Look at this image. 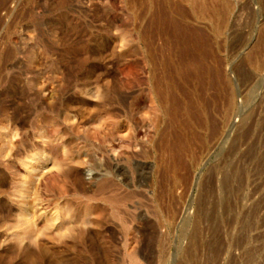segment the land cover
Returning <instances> with one entry per match:
<instances>
[{"label": "rangeland", "instance_id": "rangeland-1", "mask_svg": "<svg viewBox=\"0 0 264 264\" xmlns=\"http://www.w3.org/2000/svg\"><path fill=\"white\" fill-rule=\"evenodd\" d=\"M172 1L160 102L145 0H0V264H264V0Z\"/></svg>", "mask_w": 264, "mask_h": 264}, {"label": "bare ground", "instance_id": "bare-ground-1", "mask_svg": "<svg viewBox=\"0 0 264 264\" xmlns=\"http://www.w3.org/2000/svg\"><path fill=\"white\" fill-rule=\"evenodd\" d=\"M146 1V7L148 8L149 10V17H148V29L146 31V61L147 63L149 64L150 68L153 69V70H158V71H154L155 75H153L154 77H152L154 79L153 82V87L152 89L155 90L156 94H157V98H159L160 102H165V99L167 98V95L169 93V89H167L168 87V84L170 86H172L171 89L175 88V86L178 88H181L184 89V82H185V79H188V76H189V73L185 72L184 71V66L187 64V62L191 59H193L196 55H200L202 57H205L207 54L206 52L207 51H204L203 48L200 46H197V44L194 43L191 35L187 34L186 36H182V34H178L180 32H177L175 29L176 27L179 26V20L178 19H175L172 17L171 15V11L169 10V6L171 4H173L175 6V2L172 1V0H145ZM193 0H190V2H192ZM221 1V0H220ZM226 1V0H225ZM189 2V3H190ZM199 2V1H198ZM223 2V1H222ZM179 3V2H178ZM224 3V2H223ZM181 4V3H180ZM193 4V2H192ZM145 5V4H144ZM143 5V6H144ZM199 5V4H198ZM204 5V4H203ZM214 5V4H213ZM221 5V4H220ZM223 5V4H222ZM200 6V5H199ZM176 7V6H175ZM205 8V6H203ZM202 7V10H204ZM217 7V6H216ZM215 7V8H216ZM221 7V6H220ZM177 8L179 9V12L180 10L181 11H184L182 7V5L180 6L179 4H177ZM201 8V7H200ZM215 8H213L212 10L215 12ZM218 10H219V7H217ZM194 9V8H193ZM197 9V8H196ZM206 9V8H205ZM211 9V8H210ZM174 10V9H173ZM210 10V11H212ZM176 11V10H175ZM193 11V10H192ZM196 12V11H195ZM217 12H220L221 11H217ZM177 13V11H176ZM183 13V12H182ZM186 13V12H185ZM206 13V12H205ZM218 13V14H220ZM224 13V11H223ZM178 14V13H177ZM214 14V13H213ZM175 17V16H174ZM184 22V21H183ZM185 24V23H184ZM181 25V24H180ZM188 26V25H187ZM189 27V26H188ZM190 28V27H189ZM218 29V28H217ZM180 30V28H179ZM182 30V29H181ZM219 30V29H218ZM168 32V34H170V36L167 34V36L170 37V40H165V41H162L163 40V35H165L166 33ZM170 32V33H169ZM183 33V32H182ZM194 36V35H193ZM162 39L160 41H162L161 43L159 42L158 44L155 43V40L161 38ZM206 40V39H205ZM159 41V40H158ZM167 41L168 43L170 42V46H171V53L168 54V55H165V53L167 52ZM198 41V40H197ZM201 45V44H200ZM166 48V49H165ZM202 48V49H201ZM165 50V51H164ZM206 50V49H205ZM165 52V53H164ZM209 52V51H208ZM167 54V53H166ZM209 56V55H208ZM176 57V58H175ZM207 58V56H206ZM205 58V59H206ZM207 60V59H206ZM203 64V61H201ZM205 62H208V61H205ZM203 67V68H202ZM210 67V65H209ZM208 67V68H209ZM201 68L203 69L202 72L199 71V73H203V75L201 74H198L197 76V79H199V84L197 85V89L199 90L198 93H202V91L204 90V84H205V74L207 73V66L204 64L201 66ZM219 69V68H217ZM213 70L211 69L210 71L208 72H212ZM214 73V72H213ZM156 74H158V76H156ZM217 74V73H216ZM192 75V76H191ZM202 76L203 78H201L200 76ZM209 75V74H208ZM194 75L193 74H190V77H193ZM210 76V75H209ZM201 79H200V78ZM221 77V76H220ZM181 78L183 79L181 81ZM209 78H212V81H213V77H209ZM216 78V77H215ZM192 79V78H191ZM219 79V78H218ZM211 80V79H210ZM222 80V78H221ZM188 81V80H187ZM186 81V82H187ZM211 82V81H210ZM208 81V84L210 83ZM178 83V84H177ZM190 83V81H189ZM213 83V82H211ZM172 84V85H171ZM188 84V83H187ZM207 84V85H208ZM195 85V83H194ZM214 85V84H213ZM184 86V87H183ZM178 88V89H179ZM186 90V89H184ZM171 91V90H170ZM179 91V90H178ZM182 91V90H181ZM185 92V91H183ZM194 92V91H193ZM172 93H174L172 91ZM197 93V94H198ZM219 93V92H218ZM221 93V92H220ZM171 94V93H170ZM169 94V95H170ZM185 94V93H184ZM200 94V95H201ZM176 95V94H175ZM195 95V94H194ZM200 95L198 94V97L197 95L195 96V98L191 101L193 102H197V105L194 107L191 106L193 109H191V115L188 114L192 117L195 118V121H197L198 125H202L204 124L206 121H207V116H210L208 114L210 113H207V110L208 108H206V103L204 102H207V95L206 97L203 99L204 101L202 103H199L198 104V100H201L200 98ZM204 95V94H203ZM205 96V95H204ZM212 96V95H211ZM190 97V96H189ZM168 99H169V96H168ZM189 99H192V98H189ZM202 101V100H201ZM225 101V100H224ZM219 102V101H218ZM193 103V104H195ZM209 103V102H208ZM173 104V103H172ZM215 104V102H214ZM171 106V105H170ZM169 106V107H170ZM176 106H178L176 104ZM175 105L173 106V109L176 111V107ZM189 106V105H188ZM215 106V105H214ZM168 107V108H169ZM172 109V108H171ZM210 109V108H209ZM229 109V108H228ZM171 111V110H170ZM215 111V110H214ZM168 112V111H167ZM209 112V111H208ZM171 113V112H170ZM178 116V115H177ZM171 117V116H170ZM212 117V116H211ZM215 119V118H213ZM175 120V119H174ZM211 121L210 117H208V121ZM209 121V123H210ZM186 122V121H185ZM194 122V121H193ZM212 122V121H211ZM189 123V122H188ZM208 123V124H209ZM172 124V123H171ZM190 124V123H189ZM196 124V123H195ZM216 124V123H215ZM219 124V123H218ZM185 125V124H184ZM177 126V125H176ZM211 126V124H210ZM217 126V124H216ZM201 127V126H200ZM175 128V127H174ZM180 128V127H179ZM205 128V127H204ZM214 128L215 125H214ZM181 129V128H180ZM193 130V129H192ZM173 131V129H172ZM188 131V130H187ZM175 132V130H174ZM184 132V131H182ZM195 132V131H193ZM188 133V132H186ZM212 133V132H211ZM183 134V133H182ZM208 134V133H207ZM175 135V134H174ZM177 135H179V132H177ZM190 135V134H189ZM195 136V135H194ZM180 137V135H179ZM212 137V136H211ZM174 138H177V136L175 135ZM182 138V137H180ZM188 138V137H187ZM192 138V137H191ZM178 139V138H177ZM199 139V138H198ZM197 139V140H198ZM176 141V140H175ZM180 141V140H179ZM184 141V140H183ZM200 141V140H199ZM182 143V142H181ZM192 143V142H191ZM170 144V143H169ZM166 145V144H165ZM170 146V145H169ZM181 146V145H180ZM171 147V146H170ZM179 149V148H178ZM177 149V150H178ZM187 150V149H186ZM182 152V151H181ZM175 153V152H174ZM183 153V152H182ZM184 154V153H183ZM182 154V155H183ZM173 156V155H172ZM176 154L173 156V161L174 163H180L182 164V161L179 162L183 157H181V154L179 155L181 158H177L179 157L178 154H177V157H175ZM174 157L176 159H174ZM186 159V158H185ZM170 162V160H169ZM170 164V163H169ZM184 165V164H183ZM168 167H166V169L168 171H172V173H175V169L177 165H172L170 167V165H167ZM181 166V165H179ZM180 169V168H179ZM178 169V170H179ZM162 170V169H161ZM163 172V171H161ZM179 173V171H177ZM166 174V173H165ZM171 174V173H170ZM170 174H168V176H170ZM181 175V173H180ZM166 176V175H165ZM177 176V175H176ZM175 177V176H174ZM182 177V176H181ZM166 179V178H165ZM171 183V182H170ZM207 254V253H206ZM214 254V253H213ZM204 255V254H203ZM216 255V254H215ZM214 255V256H215ZM207 256V255H206ZM210 261V260H209ZM208 261V262H209ZM198 262V261H197Z\"/></svg>", "mask_w": 264, "mask_h": 264}]
</instances>
